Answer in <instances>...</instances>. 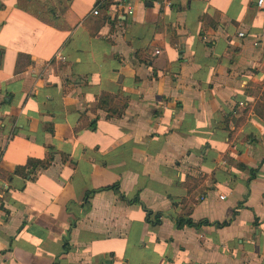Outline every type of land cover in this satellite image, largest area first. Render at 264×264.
Masks as SVG:
<instances>
[{"label": "crops", "instance_id": "0c3cea01", "mask_svg": "<svg viewBox=\"0 0 264 264\" xmlns=\"http://www.w3.org/2000/svg\"><path fill=\"white\" fill-rule=\"evenodd\" d=\"M127 3L0 0V264H264V5Z\"/></svg>", "mask_w": 264, "mask_h": 264}, {"label": "trees", "instance_id": "16d2710c", "mask_svg": "<svg viewBox=\"0 0 264 264\" xmlns=\"http://www.w3.org/2000/svg\"><path fill=\"white\" fill-rule=\"evenodd\" d=\"M50 161V158L46 159V160H33V159H29L26 161L25 165L24 166H21V167H18V169H31V168H37V167H40V168H44ZM252 178V170H250V175H249V179ZM115 188V187H113ZM116 191V189H115ZM91 192H87L85 194V199L88 197V195L90 194ZM146 218L147 220L152 223V224H157L159 223V217H161L159 214H155L152 218H149L150 217V213H148V211H146ZM175 225L177 228H181L183 225L185 226H189V227H199L200 225H203V224H207V222L205 220H201V221H198V222H192L189 218H176L175 220ZM226 223L225 222H222V223H216L215 225L217 226H222V225H225ZM63 249L66 250V244L63 243Z\"/></svg>", "mask_w": 264, "mask_h": 264}, {"label": "built area", "instance_id": "2783aa9c", "mask_svg": "<svg viewBox=\"0 0 264 264\" xmlns=\"http://www.w3.org/2000/svg\"><path fill=\"white\" fill-rule=\"evenodd\" d=\"M138 3H142L143 0H136ZM117 6L121 8L125 13L130 14L131 13V6L127 3V0H116ZM264 5V0H256V6H262ZM92 14L96 15L97 10H92ZM237 36L241 37L242 32H237ZM158 51H155L157 53ZM160 219V217H159Z\"/></svg>", "mask_w": 264, "mask_h": 264}, {"label": "water", "instance_id": "95a60500", "mask_svg": "<svg viewBox=\"0 0 264 264\" xmlns=\"http://www.w3.org/2000/svg\"><path fill=\"white\" fill-rule=\"evenodd\" d=\"M142 4L144 6H151L152 5V0H143Z\"/></svg>", "mask_w": 264, "mask_h": 264}]
</instances>
